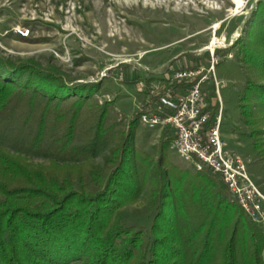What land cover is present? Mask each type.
Instances as JSON below:
<instances>
[{"label":"trees","instance_id":"1","mask_svg":"<svg viewBox=\"0 0 264 264\" xmlns=\"http://www.w3.org/2000/svg\"><path fill=\"white\" fill-rule=\"evenodd\" d=\"M235 45L247 76L238 107L264 168V1ZM97 88L0 54V264H264V231L217 176L172 165L169 135L155 159L134 145L138 111L95 163L106 116L92 110ZM142 195L148 229L117 217Z\"/></svg>","mask_w":264,"mask_h":264},{"label":"rangeland","instance_id":"2","mask_svg":"<svg viewBox=\"0 0 264 264\" xmlns=\"http://www.w3.org/2000/svg\"><path fill=\"white\" fill-rule=\"evenodd\" d=\"M259 1L264 0H0V54L53 67L70 84H98L90 100L92 110L106 108L103 143L94 157L102 166L119 133L127 131L147 83L179 67L207 69L214 49L222 136L244 160L253 191L248 193L260 200L254 220L264 231V168L252 144V128L238 107L247 76L235 45ZM17 26L28 27L29 36L20 38L12 30ZM167 135L138 122L134 145L155 159L160 139ZM167 156L176 168L195 173L169 147ZM30 160L49 163L42 156ZM217 184L222 196L236 200L219 180ZM152 215L144 195L117 213L120 221L146 229Z\"/></svg>","mask_w":264,"mask_h":264},{"label":"built area","instance_id":"3","mask_svg":"<svg viewBox=\"0 0 264 264\" xmlns=\"http://www.w3.org/2000/svg\"><path fill=\"white\" fill-rule=\"evenodd\" d=\"M12 30L20 38L30 34L25 26ZM213 50L207 69L193 65L171 69L163 77L151 79L138 105V122L145 128L167 132L171 137L169 148L180 159L195 172L217 176L248 216L258 221L260 200L248 193L253 191L244 160L228 149L222 136L219 81L214 73L218 60ZM210 80L212 92L208 88Z\"/></svg>","mask_w":264,"mask_h":264},{"label":"bare ground","instance_id":"4","mask_svg":"<svg viewBox=\"0 0 264 264\" xmlns=\"http://www.w3.org/2000/svg\"><path fill=\"white\" fill-rule=\"evenodd\" d=\"M239 4H241V2Z\"/></svg>","mask_w":264,"mask_h":264}]
</instances>
